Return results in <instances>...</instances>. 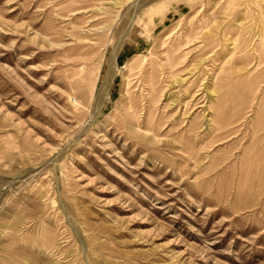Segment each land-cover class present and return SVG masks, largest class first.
<instances>
[{"label":"rangeland","instance_id":"1","mask_svg":"<svg viewBox=\"0 0 264 264\" xmlns=\"http://www.w3.org/2000/svg\"><path fill=\"white\" fill-rule=\"evenodd\" d=\"M0 264H264V0H0Z\"/></svg>","mask_w":264,"mask_h":264},{"label":"bare ground","instance_id":"2","mask_svg":"<svg viewBox=\"0 0 264 264\" xmlns=\"http://www.w3.org/2000/svg\"><path fill=\"white\" fill-rule=\"evenodd\" d=\"M117 57H118V52H115V54L113 55V57L110 59L108 63V70L105 76L104 87L101 90V95L104 96L107 102L110 100V91H111L114 79L118 73Z\"/></svg>","mask_w":264,"mask_h":264}]
</instances>
